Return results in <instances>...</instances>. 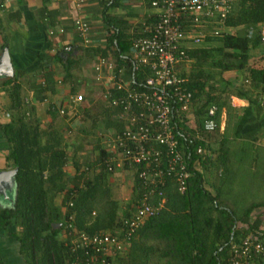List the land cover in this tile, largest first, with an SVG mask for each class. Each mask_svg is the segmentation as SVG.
<instances>
[{
	"label": "trees",
	"instance_id": "16d2710c",
	"mask_svg": "<svg viewBox=\"0 0 264 264\" xmlns=\"http://www.w3.org/2000/svg\"><path fill=\"white\" fill-rule=\"evenodd\" d=\"M19 2L23 3V0ZM47 19H52L50 14ZM262 26L264 0H238L224 27L216 26L214 22L206 24L205 34L208 35L203 38L202 46L187 51L186 62L178 68L190 59L194 61L191 75L181 77L187 79L185 87L193 96L196 110L188 114L189 124L178 118L175 120L176 135H183V139L179 136L178 139L186 143L191 155L186 191L180 195L175 191L174 183L167 182L165 196L169 203L178 207L169 214L161 213L137 230L128 242L125 255L118 260L119 264H231L232 246L239 245L251 232L263 227V213H255L260 208L258 205L242 207V202L230 198L222 188L216 195L205 188V176L200 169L212 162L208 134L204 135L206 142H190L196 132L203 133L209 109L217 107L214 120L218 124L220 111L226 106L217 95L219 88L213 83L216 76L237 69L246 74L252 85H258L264 95V66H250L254 50L262 51L260 61L264 60ZM217 28H222V33L215 36L213 32ZM126 38L117 35L113 45L119 54L118 62H126L130 67V75L134 74L133 86L138 88L145 83L150 70L140 67L133 71L131 61L123 59L124 56L130 58L133 47V40ZM3 39L2 47L9 48L8 39ZM74 49L69 46L54 55H44L38 72L41 77L34 83L33 90L28 87V77L20 70L0 82V89L5 92L2 96L5 104L0 107L4 113L0 111V117L8 118L0 124V130L8 144L6 160L12 163L14 190L12 200L6 199L10 204L0 201V229H20L14 237L20 243V252L27 264H70L69 249L60 240L68 216L74 214L76 228L87 234L113 232L122 227L123 219L133 215L142 197V185L135 173L134 197L121 207L109 183L113 172H107L103 163L111 154L105 145V137L124 129V123L119 120L122 106L84 96L74 113L61 115L58 111L47 110L53 122L63 121L61 127L56 128L52 124L42 126L34 115L35 102L50 100L56 93L57 74H63L65 83L73 79V71L79 65L72 57ZM120 69L121 64L115 71ZM230 89H236L235 84L227 81L220 88L223 92ZM111 93L114 97L124 95L116 89ZM26 97H32L34 102L30 109L25 106ZM191 117L196 118L194 123L190 122ZM75 120L80 125L73 129L70 125ZM73 134L74 139L71 138ZM90 137L97 139L92 147L86 144ZM69 149L73 153L71 156ZM199 149L202 150L200 154ZM68 164L74 168L73 176L66 171ZM57 196H63L64 207L68 203L73 205L67 207L64 219L60 214H53L49 203L50 197ZM147 241L155 244L148 246ZM0 264H4L1 258Z\"/></svg>",
	"mask_w": 264,
	"mask_h": 264
},
{
	"label": "crops",
	"instance_id": "0c3cea01",
	"mask_svg": "<svg viewBox=\"0 0 264 264\" xmlns=\"http://www.w3.org/2000/svg\"><path fill=\"white\" fill-rule=\"evenodd\" d=\"M49 14L52 18L50 20L47 19ZM158 14L159 11L152 8L146 0H83L82 2L79 0H59L57 2L23 0V3L19 0H0V82L8 78L1 73L2 69H7L10 73L20 70L28 77H25L29 84L28 87L33 90L34 83H38L41 77L38 72L44 55H54L72 46L75 48L72 57L79 62L78 68L73 71L74 77L68 83L63 81L62 73L55 76L56 93L51 97L50 102L64 104L70 96L76 94L83 95L87 99L105 101L108 94L112 95L111 92L116 84L123 83L127 87L134 85V74L130 75V67L126 62H118L119 54L114 47L117 35L121 34L127 37L126 40L131 41L145 36L146 29L156 22ZM77 19L89 23L90 44L88 46L82 44L74 27ZM61 29H63L62 32ZM3 38L8 39L9 48L2 47L5 42ZM202 44L194 46L189 43L188 50L197 49ZM261 52L259 49L253 51L252 58H250L251 67L259 68L254 62L260 61L263 57ZM134 53L132 47L130 58L124 56L123 59L131 61L134 65ZM5 56L9 59L10 67L6 66ZM100 58L109 61L113 71H108L106 68L102 69L101 75L98 74L95 67ZM262 61H260L261 64L264 62ZM193 63L192 59L188 60L178 68L179 74L181 76L191 75ZM119 64H121V69L116 72L115 68ZM97 77H101V80H97ZM225 81L235 84L236 89L221 91L220 88ZM213 83L219 88L217 95L221 98L220 102H224L226 106L220 111L217 129L206 135L209 138L212 162L200 169L205 176V188L212 195H216L221 188L228 195L232 192L235 195L231 197L230 194V198L242 202L245 207L258 205L260 208L255 213L259 215L263 213L262 219H264V207H262L264 206V189L259 187L264 186V182L259 183L255 175L258 162L257 149H264V95L258 85L251 84L246 74L239 73V70L233 68L224 71L221 76H216ZM2 96H5V92L0 89V97ZM43 101L35 102L36 114L34 115L36 118L40 120L42 126L47 127L48 124H52L53 128L61 127L60 124H63V121L59 119L53 122L52 116L47 112L48 105ZM194 109L196 110V106ZM7 119V116H1L0 124ZM195 119L191 117L190 122L194 123ZM64 121L67 122L65 119ZM78 125L80 123L75 120L70 126L74 129ZM108 137L109 135L105 137L107 148H109ZM96 141L95 137H90L86 144L91 146ZM73 143H76L75 140ZM68 151L71 156L73 154L71 149ZM7 153L8 144L0 130V175H5V177L13 170L12 163L6 160ZM247 155L251 156L250 162L245 159ZM66 171L70 176L75 173L71 164H68ZM114 176H119L118 178L125 176L123 183H127L129 179L133 181V183L129 181L133 186L129 191L131 193L129 198L132 200L136 187L135 170L116 169L109 178L112 190L115 182L118 181ZM12 185L11 182V185L7 184L0 190V197H2L0 201L6 205L10 204L9 200L14 197ZM175 191H177L176 187ZM253 194L257 197L252 196V200H249V195ZM123 197L116 201L122 204ZM62 201L63 196L49 198L53 214H60L61 219H64L66 209ZM175 206L176 204L167 202L162 213H171ZM19 231L20 229L16 227L8 230L0 229V258L4 264H27L21 255L20 243L14 237ZM147 244L149 246L155 243L147 241Z\"/></svg>",
	"mask_w": 264,
	"mask_h": 264
},
{
	"label": "built area",
	"instance_id": "2783aa9c",
	"mask_svg": "<svg viewBox=\"0 0 264 264\" xmlns=\"http://www.w3.org/2000/svg\"><path fill=\"white\" fill-rule=\"evenodd\" d=\"M146 1L159 14L156 22L146 29L145 36L133 40L134 69L145 67L150 74L138 88L116 84L115 89L123 91V96H106L105 101L112 106H122L119 120L124 123V129L109 135L107 143L111 154L103 162L109 173L124 168L135 170L142 185L140 205L130 218L123 219L119 229L94 235L79 231L74 224L75 215L68 216L60 240L69 249L70 264H119L118 260L125 255L128 242L137 230L165 210L167 182L174 183L180 195L185 193L191 155L186 143L178 139V136L183 139V135H176L175 120L178 118L189 124L187 117L194 112L195 105L192 94L185 87L187 79L181 77L178 66L187 60L189 43L202 44L206 24L214 22L216 26L224 27L238 0ZM74 23L82 44L88 46L89 23L81 19ZM222 28L215 29L214 35H220ZM260 34L264 42V26L260 28ZM104 67L113 71L112 64L100 58L95 71L101 75ZM83 101L84 96L76 94L64 104L52 103L48 98L43 102L48 105V110L64 115L74 113ZM24 102L27 109L34 105L32 97ZM216 112L215 106L209 109L203 133L196 132L191 143L206 142L204 135L217 129ZM200 153L201 149L198 150ZM72 206L68 203L67 207ZM230 263L264 264V225L255 233L251 232L239 245L232 246Z\"/></svg>",
	"mask_w": 264,
	"mask_h": 264
},
{
	"label": "rangeland",
	"instance_id": "374dc122",
	"mask_svg": "<svg viewBox=\"0 0 264 264\" xmlns=\"http://www.w3.org/2000/svg\"><path fill=\"white\" fill-rule=\"evenodd\" d=\"M258 60V59H257ZM261 60V59H260ZM264 61V60H263ZM262 61V62H263ZM254 64L257 66V67H260L261 65H263L264 64V62L261 64V62L260 61H257V62H254ZM26 98H28V97H26ZM25 98V99H26ZM2 97H0V107L2 108V106L5 104V100H3V102H2ZM2 103V104H1ZM0 111L1 112H3L2 111V109H0ZM4 113V112H3ZM74 137H75V135L73 134L72 136H71V138L72 139H74ZM258 155V162L256 163V166H257V168L255 169V175H256V178H258V182L259 183H262V182H264V149H257V153H256V156ZM250 158H251V156L250 155H247V156H245V159H246V161H249L250 160ZM250 162V161H249ZM132 172V171H131ZM115 177V179L116 180H118L117 182H115V184H114V188H113V190H112V192H113V194H114V198H115V200L116 199H118V200H120L123 196V200H122V204H121V207L123 206V207H125L126 206V204H128L129 202H130V200H131V198H129L130 196H129V194H131V193H129V191L132 189V185H131V183H133V181L131 180V179H129V181L131 182H129V181H127V183H123L122 181H123V178L125 177V176H120L121 178H118L119 176H114ZM245 181V180H244ZM261 189H264V186L262 185V186H259ZM259 187H257V188H259ZM241 188V187H240ZM226 194V193H225ZM231 194V197H233L235 194H232V192L230 193ZM230 194H229V196H230ZM226 195H228V194H226ZM257 197L255 194H253V195H249V200H252V198L253 197ZM259 197L261 196V195H258ZM243 200V199H242ZM242 200H240V201H242ZM119 202V201H118ZM247 203V202H246ZM242 207H244V204L242 203Z\"/></svg>",
	"mask_w": 264,
	"mask_h": 264
},
{
	"label": "water",
	"instance_id": "95a60500",
	"mask_svg": "<svg viewBox=\"0 0 264 264\" xmlns=\"http://www.w3.org/2000/svg\"><path fill=\"white\" fill-rule=\"evenodd\" d=\"M4 61L6 62V66L7 67H10V62H9V59L7 56H5V59ZM7 69H2V72L3 75L5 76H8V78L11 76V73L10 71H6ZM7 78V77H6ZM263 105H264V102H263ZM12 177H13V173H9L8 175H0V190H2L7 184H10L11 185V182H12Z\"/></svg>",
	"mask_w": 264,
	"mask_h": 264
}]
</instances>
